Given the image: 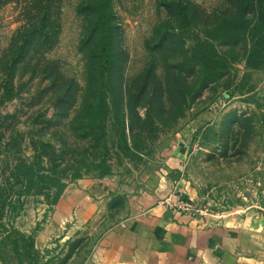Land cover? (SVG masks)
Segmentation results:
<instances>
[{
    "label": "rangeland",
    "instance_id": "obj_1",
    "mask_svg": "<svg viewBox=\"0 0 264 264\" xmlns=\"http://www.w3.org/2000/svg\"><path fill=\"white\" fill-rule=\"evenodd\" d=\"M39 142L62 185L1 204L3 264H96L125 212L159 206L211 231L221 260L264 264V0H0L2 186ZM106 178L123 192L100 215L54 219ZM12 229L31 256L2 242Z\"/></svg>",
    "mask_w": 264,
    "mask_h": 264
},
{
    "label": "crops",
    "instance_id": "obj_2",
    "mask_svg": "<svg viewBox=\"0 0 264 264\" xmlns=\"http://www.w3.org/2000/svg\"><path fill=\"white\" fill-rule=\"evenodd\" d=\"M114 179L82 181L83 188L76 190L78 197H74V193L71 197L70 193L61 197L54 219L58 218L60 223L69 222L70 227L75 221L84 223L100 215V202L109 194L123 192L118 180ZM158 193L159 190L145 192L140 200L148 206L157 199ZM68 198L75 205V211L63 212ZM145 211L125 212L122 221L106 231L93 256L96 264H230L229 258L223 261L216 255V241L211 231L197 228L189 218L175 216L160 206ZM0 264L3 263L0 261ZM231 264L256 263H244V259H238Z\"/></svg>",
    "mask_w": 264,
    "mask_h": 264
},
{
    "label": "trees",
    "instance_id": "obj_3",
    "mask_svg": "<svg viewBox=\"0 0 264 264\" xmlns=\"http://www.w3.org/2000/svg\"><path fill=\"white\" fill-rule=\"evenodd\" d=\"M99 0H95L97 2ZM102 1V0H101ZM101 3V2H100ZM108 27H104L106 30V35L108 37L111 36V29ZM103 30L98 25H95L92 29V39L95 36L103 34ZM105 104V102H103ZM40 146H38V153L34 156L33 161H23L24 163L12 169L11 176L6 178V185L2 186L0 184V206L2 203L10 200V206L12 210H17L20 207V197L26 194L31 193L33 191L34 194L45 192L46 185L48 183L50 185H58L61 186L62 183L58 180L57 176H49V174L45 173L46 169L44 166H41L43 159L47 156L45 150V143L39 142ZM58 175V173H57ZM5 231V227L3 224H0V236L3 235ZM12 234H17L12 238ZM12 239L11 241L18 245L22 243L25 247L26 255L32 254L31 249L34 247V241L27 237L25 234H21L18 230L12 229L10 234L2 237V242H7V240Z\"/></svg>",
    "mask_w": 264,
    "mask_h": 264
}]
</instances>
